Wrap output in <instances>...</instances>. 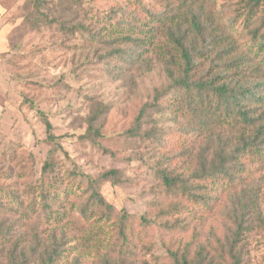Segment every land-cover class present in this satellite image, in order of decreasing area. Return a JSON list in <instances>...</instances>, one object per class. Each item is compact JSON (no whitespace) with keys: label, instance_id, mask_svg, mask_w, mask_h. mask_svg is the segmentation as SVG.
<instances>
[{"label":"rangeland","instance_id":"1","mask_svg":"<svg viewBox=\"0 0 264 264\" xmlns=\"http://www.w3.org/2000/svg\"><path fill=\"white\" fill-rule=\"evenodd\" d=\"M214 2L215 12L240 6ZM166 11L167 0H0V264H45L54 252L52 264H182L199 250L220 264L217 249L231 246L241 264H264V165L235 189L194 183L206 189L197 204L160 179L191 176L206 144L169 77L171 48L151 17Z\"/></svg>","mask_w":264,"mask_h":264},{"label":"trees","instance_id":"2","mask_svg":"<svg viewBox=\"0 0 264 264\" xmlns=\"http://www.w3.org/2000/svg\"><path fill=\"white\" fill-rule=\"evenodd\" d=\"M214 3V0H167V14L151 15L171 48L167 53L173 68L168 71L173 89L182 91L188 112L200 119V139L206 138V144L197 153V170L191 176L163 172L160 179L168 196L195 204L206 201V189L203 186L199 189L194 183L215 187L225 183L235 189L251 167L264 165V0H240V6L235 9L217 12ZM207 63L209 69L200 74L201 67ZM213 64L218 71L214 74ZM37 113L45 125L47 140L56 141L46 115L39 110ZM143 115L141 112L140 118ZM140 130L138 124L130 133L136 135ZM212 143H218L219 147L211 150ZM117 174L118 171L107 172L103 180ZM91 191V201L104 209L102 217L106 215V221L112 220L113 208L106 204L98 189ZM88 211L89 207H84L81 214L85 216ZM121 218L119 234L122 240H128L126 231L130 222L128 216ZM165 228L180 233L186 230L180 225ZM237 229L240 233L239 224ZM185 248L189 252L190 245ZM168 253L176 260V251L168 248ZM217 255L220 264H241L240 253L234 252V246L227 253L217 249ZM54 256L56 252L45 264L54 263ZM203 256L199 250L194 261L185 254L181 261L182 264L215 263L214 259L205 261Z\"/></svg>","mask_w":264,"mask_h":264}]
</instances>
